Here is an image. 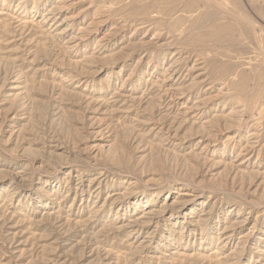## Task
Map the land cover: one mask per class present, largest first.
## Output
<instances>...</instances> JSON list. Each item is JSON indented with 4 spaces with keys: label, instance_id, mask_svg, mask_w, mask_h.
Returning <instances> with one entry per match:
<instances>
[{
    "label": "rangeland",
    "instance_id": "374dc122",
    "mask_svg": "<svg viewBox=\"0 0 264 264\" xmlns=\"http://www.w3.org/2000/svg\"><path fill=\"white\" fill-rule=\"evenodd\" d=\"M0 264H264V0H0Z\"/></svg>",
    "mask_w": 264,
    "mask_h": 264
},
{
    "label": "bare ground",
    "instance_id": "6f19581e",
    "mask_svg": "<svg viewBox=\"0 0 264 264\" xmlns=\"http://www.w3.org/2000/svg\"><path fill=\"white\" fill-rule=\"evenodd\" d=\"M55 17V13H54V11L52 10V9H50V10H48L46 13H45V17H44V19H45V24L46 25H51L52 23H54L55 22V20H56V18H54ZM60 33V32H59ZM193 108V107H192ZM192 108H189L190 110H192ZM251 136H255V134L254 133H252L251 134ZM250 141V140H249ZM257 143V142H256ZM258 144V143H257ZM254 145V144H253ZM255 147H253V146H251V144L250 143H248L247 144V146L246 147H244L243 149H242V152L240 153V155L239 156H243V155H247V154H250V153H252L254 150ZM251 156V155H250ZM249 158V157H248ZM146 214H148L147 212H145ZM150 219V216L149 215H146V216H144V219H143V222H145V221H147V220H149Z\"/></svg>",
    "mask_w": 264,
    "mask_h": 264
}]
</instances>
